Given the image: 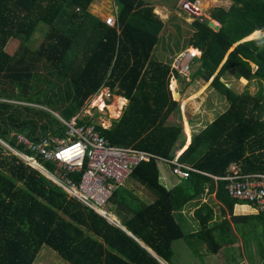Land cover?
Wrapping results in <instances>:
<instances>
[{"label": "trees", "instance_id": "1", "mask_svg": "<svg viewBox=\"0 0 264 264\" xmlns=\"http://www.w3.org/2000/svg\"><path fill=\"white\" fill-rule=\"evenodd\" d=\"M90 1L0 0V138L29 154L10 132L35 141L61 136L65 125L44 106L58 105L59 116L69 120L89 96L107 87L127 104L108 127L95 124L99 133L110 144L172 158L184 136L181 123L168 121L178 109L168 88L170 62L152 57L163 20L144 0H114L117 26H109L87 10ZM210 15L220 23L217 30L197 18L190 22L186 44L200 49L190 80L209 81L229 105L192 135L177 158L199 172L167 188L159 181L156 158L134 166L129 176L148 187L154 200L133 204L122 185L109 197L111 210L130 213L122 218L130 234L68 196L0 142V264H33L44 245L70 264H169L173 238L188 236L174 210L206 189L231 210L235 200L227 194L226 181L214 176L225 175L231 162L239 163L243 173L264 172V119L256 113L264 95V34L251 37L260 31L256 29L264 30V0H233L227 8L212 7ZM42 24L44 37L33 48L29 41ZM9 36L19 40L11 54L3 48ZM226 71L256 81L258 90L233 91L222 81ZM174 78L185 82L179 74ZM84 117L75 118L76 124L92 123ZM38 162L47 170L52 167ZM204 206L196 209L201 228L194 235L216 249L224 236L222 223L216 221L204 232L202 226L213 216L212 207L204 212ZM247 216L264 223V212L232 218Z\"/></svg>", "mask_w": 264, "mask_h": 264}, {"label": "built area", "instance_id": "2", "mask_svg": "<svg viewBox=\"0 0 264 264\" xmlns=\"http://www.w3.org/2000/svg\"><path fill=\"white\" fill-rule=\"evenodd\" d=\"M179 8L193 18L204 17L198 0H179ZM102 21L109 26H117L116 15L106 14ZM200 56V49L193 44L179 48L171 57L172 77L179 74L189 79L191 66ZM105 106V105H103ZM78 115L65 120L63 135L53 134L35 141L18 132H11L17 142L24 144L28 153L19 152L0 138V142L15 156L44 173L51 181L59 185L70 197H74L99 214L109 217L106 204L114 189L121 185L134 166L141 161L156 158L169 165L170 172L177 178H187L192 171L199 172L190 164L178 161L180 150L172 158H162L152 153L134 148L113 145L104 138L94 123L76 124ZM38 159L50 162V170L39 164ZM70 172L79 176L70 175ZM216 180L226 181L227 194L238 205L248 206L256 213L264 212V172L243 173L241 165L231 162L226 174L214 176Z\"/></svg>", "mask_w": 264, "mask_h": 264}, {"label": "rangeland", "instance_id": "3", "mask_svg": "<svg viewBox=\"0 0 264 264\" xmlns=\"http://www.w3.org/2000/svg\"><path fill=\"white\" fill-rule=\"evenodd\" d=\"M109 1L111 4L114 2V0ZM230 3V0H202V4L204 5L202 11H204L206 15H209L212 6H228ZM168 4H170L168 7H156L153 10L163 20L164 25L160 29L159 40L153 47L152 57L162 62L171 61V57L175 54V52L179 48L186 45L187 38L193 29L190 22L194 18L181 10L179 7H173L174 5L172 4V0H168ZM105 15L106 14H103V16ZM213 19L217 21L215 18ZM44 26L45 25H43V30L37 29L34 32L29 41V46L33 48H37L39 46L44 37ZM262 34H264V31H257V33H253L251 37ZM18 43L19 40L16 38L8 37L3 48L6 52H8V54H11V52L17 47ZM195 60L191 66V72L196 70L199 64V62ZM39 71L41 74L45 73V69L43 67H40ZM190 74L189 78L191 77ZM172 79L175 80L174 77L171 76L168 88L170 89L173 100L178 103V109L171 113L168 121L171 123H181L182 135L184 136L185 144L188 142V139H191L193 134L201 132L207 123L211 122L218 114L223 112L229 105V102L223 96L219 95V93H217L216 90L209 85V82L203 81L201 78H195L189 82V79H185V82H182L181 84L177 83V86H175V82H172ZM222 81L226 83L227 86L231 87L233 91L238 93L248 91L254 94L259 87L256 81L253 80L251 83H248L247 80L235 77L231 71L225 72ZM121 98L122 96L114 94L113 91L109 90L107 87H101L96 94H92L84 101L81 111L77 113L78 118H85L84 116H88L91 117L92 123L99 124L102 127H108L112 119H116L121 115L123 108L127 104V99L124 97V103L121 104L119 102ZM16 103L25 104L24 102ZM32 105L40 107V105L37 104ZM47 106L55 109L56 111L51 110ZM44 107L45 110L58 118V113H60L58 105L52 103ZM256 113L264 119V95L256 109ZM183 114H185L188 123H185L183 120ZM185 124L188 125L189 135L185 131ZM162 164L165 163L161 161L157 162V169L159 170L160 175L165 169L161 166ZM108 205L109 203L105 205L106 208H108ZM243 234L247 235L248 233H239V235ZM229 236H233V233ZM247 236L245 238H247ZM177 249H179V251L181 249L180 254L176 255V259L181 264H236L237 260L240 259L241 254L239 249H236L234 246L229 247L228 249L225 248L219 254L209 255H199L195 250H191L190 248L184 249L182 247L178 248L177 246ZM241 255L243 256V254ZM245 255L250 258L248 253ZM59 258L65 263L64 259L61 257ZM242 258L243 257H241V259ZM60 260L58 259V254L53 249L44 245L33 264H64ZM241 264L245 263L242 262Z\"/></svg>", "mask_w": 264, "mask_h": 264}, {"label": "crops", "instance_id": "4", "mask_svg": "<svg viewBox=\"0 0 264 264\" xmlns=\"http://www.w3.org/2000/svg\"><path fill=\"white\" fill-rule=\"evenodd\" d=\"M144 1H145V4L151 5L153 7V10L156 7H168V5H170L168 4V0H144ZM178 1L179 0H172V4L174 5L173 7H179ZM198 2L200 3L201 8L203 10L204 5L202 4V0H198ZM230 2L232 3V0H230ZM230 5L228 6L223 5L222 7L227 8ZM214 6H220V5H214ZM87 10L93 15H95L98 19L102 20V18L104 17L103 14L113 13L114 15H117L118 5L116 4V1H114L113 4H111L109 0H91L87 5ZM203 14H204V17H210L213 19V17L210 15V12H209V15H206L203 11ZM256 30L264 31L261 29H256ZM9 37H13L18 40V38L15 36H9ZM239 79H244V78L240 77ZM189 81H190V78L188 82ZM172 82L173 83L175 82V86H177L178 82L176 79L175 80L172 79ZM183 115H184L183 120L185 121V123L186 122L188 123V120L185 117V114ZM258 116L260 115L258 114ZM185 131L189 135V128L187 124H185ZM189 141L190 139H188V142ZM188 142L185 143L182 148H178L176 150H180V153H181L185 149ZM161 166H163L165 169L163 170V173L161 175L159 174L160 183H162L167 188L171 186L174 187L178 182V178L170 172L169 165L162 164ZM121 185L123 186L126 199H129L130 202L133 204H139L140 202L149 203L154 200V197H155L154 193H152L148 189V187H146L144 184H142L141 182L135 179H132L130 176L127 177ZM108 203L109 205H108V208L106 209L109 212V217L106 219L112 222L113 224L119 225L120 227H122L128 233L131 234V232L127 230L126 226L122 223V218H127L130 213H127L126 211H123V210L121 211V213H119L116 210L113 211L111 210L112 204L110 200L108 201ZM200 205H203V206L205 205L204 212L207 209H210L211 207H212L211 209H213V216L209 218V220H207L206 226H202V228L204 229V232L210 231L209 229L211 228V225H218L220 224L219 222L222 223V226L220 228L223 230L224 236L221 240L219 247H217L216 249L215 247L214 249L211 248L209 241H206V240L200 241V238L194 235L201 228V223L199 222V219L196 216V209ZM174 213H175L176 219L181 224L183 231L188 236H185V237L180 236L177 238H173V241L171 242L172 253L170 256L171 258H170L169 264H181L176 259V255L180 254L181 252V249L179 251V249H177V246L178 248L182 247L184 249L190 248L191 250H195L197 254L199 255L219 254L225 248L228 249L229 247L234 246L236 247V249H239V252L241 254H243V256L240 254V259L237 260L236 264H241L242 262H244L245 264H261L262 263V260L264 258L263 219L260 217H259L260 219L258 217L248 218V216L247 218H244V219L241 217H238L236 219L232 218V215L243 216V215L257 214L255 211L250 209L248 206L238 205L234 202V205L232 209L230 210L228 207L225 206V204H223L221 201L216 199L215 191L207 192V189H206L200 197H196V198H193L187 201L181 206V208H177L176 210H174ZM216 221H218V224H215ZM241 232L248 233L247 234L248 236L246 234L239 235V233ZM213 233L215 234V237L219 236L218 226L213 230ZM231 233H233V236H229ZM246 236L247 238H245ZM148 250L154 255V252L150 248H148ZM246 253L250 255V258H248L245 255ZM59 257L60 256H58V259L60 260ZM241 257L243 258L241 259ZM60 261L62 262V260ZM64 264H70V263L65 260Z\"/></svg>", "mask_w": 264, "mask_h": 264}, {"label": "water", "instance_id": "5", "mask_svg": "<svg viewBox=\"0 0 264 264\" xmlns=\"http://www.w3.org/2000/svg\"><path fill=\"white\" fill-rule=\"evenodd\" d=\"M202 20L209 26H211L213 29L217 30L220 26V23L215 21L214 19L210 18V17H203ZM52 183H54L53 181H51ZM163 264V263H162Z\"/></svg>", "mask_w": 264, "mask_h": 264}, {"label": "bare ground", "instance_id": "6", "mask_svg": "<svg viewBox=\"0 0 264 264\" xmlns=\"http://www.w3.org/2000/svg\"><path fill=\"white\" fill-rule=\"evenodd\" d=\"M119 102L121 103V104H123L124 103V98H121L120 100H119ZM102 106V105H101Z\"/></svg>", "mask_w": 264, "mask_h": 264}]
</instances>
